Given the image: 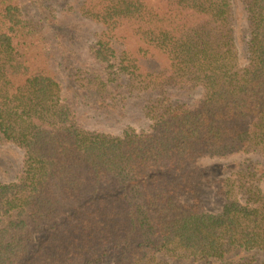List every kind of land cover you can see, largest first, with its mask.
Wrapping results in <instances>:
<instances>
[{
    "label": "trees",
    "instance_id": "trees-1",
    "mask_svg": "<svg viewBox=\"0 0 264 264\" xmlns=\"http://www.w3.org/2000/svg\"><path fill=\"white\" fill-rule=\"evenodd\" d=\"M159 2L84 3L153 57L108 32L83 63L51 5L57 53L0 0V264H264V0Z\"/></svg>",
    "mask_w": 264,
    "mask_h": 264
},
{
    "label": "rangeland",
    "instance_id": "rangeland-1",
    "mask_svg": "<svg viewBox=\"0 0 264 264\" xmlns=\"http://www.w3.org/2000/svg\"><path fill=\"white\" fill-rule=\"evenodd\" d=\"M43 4V8H40L35 1L32 0H24L23 5V14L25 19H28L33 27L36 30H40L39 35L45 36L47 39L53 42V47L51 53H57V41L55 36L58 32L53 31L49 28V25L45 18V10L43 12L44 7L49 5L52 6L53 11L55 12V16L57 17L58 26L59 28L62 27L64 33L67 35L66 37L69 38L72 33L74 32L75 28L80 30V36L78 40L72 41V45L78 51L79 59L83 62H90L89 60V49L90 47L95 44L97 35L110 33L115 34L118 38V41H123V48L125 51L133 54L139 58L140 61L148 62V59L151 60L153 56L151 54H147V50L149 49L145 44L138 40L136 35H133L132 32L126 30L125 28H121L118 30H107L104 28L103 24L93 21L89 17L84 14L82 9V5L85 3L84 6H96L95 9H99L100 1L101 0H40ZM149 6L160 7L159 0H144ZM82 31V32H81ZM45 38V41H47ZM143 48V49H142ZM150 50V49H149ZM162 63H166L162 60ZM58 63L55 61L53 65H51V69L58 74V79L60 83L64 86L65 90L67 91V95L72 94V89H70L65 77L63 76L62 72L58 68ZM197 99L198 93L195 94ZM193 97H189L188 101H192ZM79 113L81 117H83L84 124L86 127L91 129H99L101 131L112 133V134H120L125 125L123 123H108L106 121L97 122L94 118V113L89 107H85L83 104L78 106ZM86 118H88L86 120ZM148 121L143 120L140 124H134L136 127H141L142 125L145 127ZM10 146L6 145L3 146V150L7 151V155L2 156V161H5V158H10V160H16L18 163L21 162L22 159V152L16 148H8ZM238 160H242L243 158H237ZM15 175L14 171H10L7 175V179L13 178ZM203 197L205 200L206 208L216 210L220 207V201L218 197H216L215 193L211 189H205L203 193Z\"/></svg>",
    "mask_w": 264,
    "mask_h": 264
}]
</instances>
